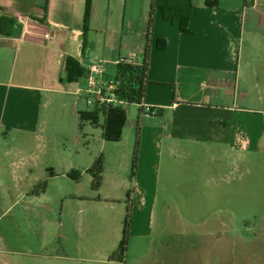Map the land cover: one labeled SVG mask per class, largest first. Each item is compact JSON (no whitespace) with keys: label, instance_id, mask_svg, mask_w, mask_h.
I'll use <instances>...</instances> for the list:
<instances>
[{"label":"crops","instance_id":"crops-1","mask_svg":"<svg viewBox=\"0 0 264 264\" xmlns=\"http://www.w3.org/2000/svg\"><path fill=\"white\" fill-rule=\"evenodd\" d=\"M86 2L0 0V19L13 21V26L9 23L3 27L5 34L0 33V133L25 137L19 154L24 146L30 153L49 152V129L56 122L62 129L61 118L68 117L64 109L67 101L71 105L69 118L74 136L80 129L78 104L86 97L87 76L70 83L65 72L67 57L77 60L86 72L91 66L100 65L105 77L114 74L120 59L143 62L151 0H123L121 11L119 0H91L85 32ZM192 4L189 33L181 32L178 20L166 21L159 10L155 13L144 103L156 108L158 114H142L137 106L138 117L131 121L126 111L122 140L118 142L130 139L131 134H135L136 142L139 126L136 178L131 182L129 176L120 174V166L131 170L134 148L127 152L123 164L119 162L118 169L111 157L104 156L101 188L89 196V201L94 202V195H101L102 200L114 206V201L126 202L132 190V234L143 235L153 228L159 197L167 194L170 198L174 181L170 175L175 165L183 163L191 169L187 174L192 184L186 189L191 194L197 190L194 185H199L193 169H198L206 157L217 171L210 178H203L202 190L211 183L219 188L224 182L222 169H234L243 160L237 153L264 152V0H192ZM113 32L132 40L119 49H104L98 54L96 39ZM158 40L165 41L164 48L157 46ZM60 101L64 103L59 104ZM61 107L63 114L59 113ZM31 141L33 147L27 145ZM81 143L77 136L70 155L77 154L75 150ZM14 149H7L6 158ZM95 160L83 168L75 160L65 161L60 175L69 178L72 172H80L79 180L71 178L78 186L85 176H91L87 171ZM15 166L16 162L0 161V200L11 196L13 190L17 199L24 200L28 194L16 186L23 181L24 173ZM216 190L215 199L232 198L231 191L223 194ZM83 199L81 194H75L70 202L87 204L88 200ZM69 229L70 225L61 223L59 236ZM204 231L218 229L205 227ZM56 244L53 254H46L35 263L24 258L28 257L27 252L19 254L7 243L1 244L0 264H71L72 253L81 248L97 249L102 254L94 259L97 264H128L127 257L111 261L108 252L99 250L98 242L77 245L67 238ZM183 245L188 248L189 241ZM153 247L154 243H150L148 251L131 264L153 260L149 256Z\"/></svg>","mask_w":264,"mask_h":264},{"label":"rangeland","instance_id":"rangeland-1","mask_svg":"<svg viewBox=\"0 0 264 264\" xmlns=\"http://www.w3.org/2000/svg\"><path fill=\"white\" fill-rule=\"evenodd\" d=\"M119 4L121 11L123 0H119ZM114 32L102 34L96 39L94 46L98 54H102L104 49H119L122 44L132 40ZM67 104L68 107L64 109H67L68 117L61 118L62 129L58 122L49 129L47 145L50 147L47 153H30L32 151L24 146L19 154L25 137L13 132L0 133V161L16 162L18 168L14 169L24 173L21 174L23 181L16 186L28 193L27 199L26 196L24 200L17 199V193L13 190L11 196L0 200V245L7 243L19 254L27 252L28 257L24 258L30 263L41 260L46 254H53L60 239L68 238L76 244L98 242L99 250L108 252L111 257L123 238L127 200L114 201L115 205L112 206V202L106 203L101 195L95 194L94 202H90L89 196L93 191L91 176H85L77 186L70 176L60 175V166L65 161L75 160L83 168L92 159L102 157L104 160L106 156L113 159L118 169L127 160V152L134 148L135 134H131L130 139L126 137L120 144L105 142L102 128L86 122L74 136V125L70 124L69 118L71 105L69 101ZM87 108L85 99L80 100L78 111L83 112ZM65 110L61 107L59 113L63 114ZM126 111L131 121L136 120V105L127 106ZM77 136L82 143L75 150L77 154L72 152L70 155ZM28 144L34 145L32 141ZM7 149H14V154L8 158ZM237 155L243 160L234 169H222L224 182L219 184V188L211 183L209 188L202 190L205 179L213 176L217 169L208 157L200 161V167L193 169L199 185H194L197 190L191 194L186 191L192 184L187 174L191 169L183 163L175 165L170 175L174 180L170 198L166 197L167 194L159 197L153 228L143 235L129 234L128 264L148 251L150 243L155 245L149 255L157 262L155 264H264V152ZM120 174L130 178L131 170H123V166H120ZM163 176L164 172L161 178ZM216 189L223 194L231 191L232 198L215 199ZM75 194H81L83 200H88L85 201L87 204H71L70 199ZM61 223L70 225L69 232L63 231L62 237L59 236ZM205 227L218 231L205 232ZM185 230L189 232V238ZM187 241L188 248L183 245ZM48 242L51 244L47 245ZM100 257L102 254L97 249L81 248L72 253L71 264H97L94 259ZM153 260L145 264H152Z\"/></svg>","mask_w":264,"mask_h":264},{"label":"trees","instance_id":"trees-1","mask_svg":"<svg viewBox=\"0 0 264 264\" xmlns=\"http://www.w3.org/2000/svg\"><path fill=\"white\" fill-rule=\"evenodd\" d=\"M192 9V0H151L145 36L143 62L141 64L119 62L114 68V74L110 76L118 84L117 91L115 92L116 97L125 101L127 106L136 105L140 108L142 113L141 106L144 103L147 86L149 84L148 72L156 11L159 10L163 19L166 21L178 20L180 22L181 32L189 33L190 30L188 28V23L191 18ZM90 13L91 0H87L84 21L85 32L88 30ZM9 23L13 26L12 20L4 17L0 19L1 34H5L3 27ZM157 46L159 48H164L165 41L158 40ZM65 72L67 73V80L70 83L77 82L80 78L86 75V71L81 67L79 62L71 57H67L65 60ZM126 119V108L120 106L96 104L93 108L88 107L86 111L79 112L80 129L86 122H89L92 126H100L102 128V138L105 142L118 143L122 140ZM139 145L140 128L138 126L132 157L131 182L134 181L137 176ZM103 168V159L102 157H98L87 171L92 177V190L95 192L99 191L101 188ZM69 176L73 180H79L81 178V173L74 171ZM131 225L132 190L129 192L126 202V218L124 220L123 238L118 249L110 257L111 261H123L126 257Z\"/></svg>","mask_w":264,"mask_h":264},{"label":"built area","instance_id":"built-area-1","mask_svg":"<svg viewBox=\"0 0 264 264\" xmlns=\"http://www.w3.org/2000/svg\"><path fill=\"white\" fill-rule=\"evenodd\" d=\"M133 63L128 59H120L116 62ZM87 88L85 90L86 97L85 101L88 107L93 108L96 104L98 105H113L126 108L127 104L125 101L120 100L116 97L115 92L117 91L118 84L111 77H105L104 71L100 65L91 66L87 72ZM142 114L157 115L158 110L145 103L142 104Z\"/></svg>","mask_w":264,"mask_h":264}]
</instances>
